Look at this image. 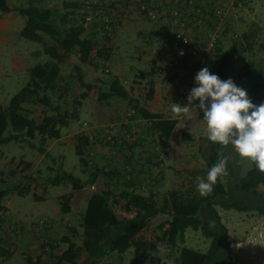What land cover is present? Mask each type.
I'll use <instances>...</instances> for the list:
<instances>
[{
	"label": "rangeland",
	"instance_id": "obj_1",
	"mask_svg": "<svg viewBox=\"0 0 264 264\" xmlns=\"http://www.w3.org/2000/svg\"><path fill=\"white\" fill-rule=\"evenodd\" d=\"M77 1L55 0L48 4V7L53 9L56 15L62 14L65 12L64 3L76 4ZM216 2L223 10L226 21L222 39L216 48L220 51L230 50L233 59H239L238 66L252 63L255 70H260L264 74V0H216ZM7 4L11 6L10 11L14 16H19L16 9L28 6H22L20 0H7ZM18 19L23 26V17L16 18L14 23L16 24ZM116 20L119 29L116 30V40L107 54L101 57L107 61V65L102 67L91 62L92 54L90 61L88 59L84 63L79 62L78 55H70L59 66L61 79L54 84V91L50 92L43 88L51 106L48 108L41 105L24 106L29 109V117L40 125L33 140L26 142L19 140L0 147L6 154L3 164H0L3 170V174L0 175V190L8 192L0 202L2 207L0 216L4 221L0 237L9 253L0 264H26V260L33 261L37 255L43 254L46 255L45 258L40 263L36 261V264H52L53 257L66 248V244L61 242L63 238L79 246L82 203L91 194L105 189L113 190L112 184L123 186L122 194L111 193L110 200L114 212L128 218L137 215L135 207H125L126 198L129 196L151 194L153 200L160 202L168 191L198 192L197 177L204 179L205 170L202 154L206 152L209 142L207 125L197 119L198 111H193L191 119L185 120L183 114L177 116L172 112V105L175 103L182 107L187 106V97L192 88L197 86L196 74L205 67L211 73L214 54L204 64L187 62L184 70L175 69L174 74L168 76L166 71L155 70L154 57L148 53L145 41L147 22L132 8L118 12ZM17 31L12 26L7 35L8 43L0 45V106H5L27 83L28 68L47 60L43 54L37 58L33 54L31 56L33 51L41 50L40 45L20 38ZM243 35L247 37L246 40L242 38ZM236 52L240 53L239 58ZM75 66L80 69L82 81L89 85V89L81 88L75 82L73 70ZM103 69H108V72L105 73ZM111 77L119 80L131 100H137L139 106L148 112L174 120L175 127L167 141H160L148 129L146 123L140 125L136 134L137 142L129 145V150L134 152V158L118 160L120 164L112 159L114 156L112 152L118 153L116 150L118 147L103 145L98 140L96 144L85 148L81 158L84 164L81 165L73 149L76 138L83 134L81 123L87 122L99 132L106 129L113 135H119L124 126L116 111L132 108L131 101L124 103L116 98L99 100V93L104 91L102 83ZM68 81L69 87L64 84ZM233 82L237 87L245 88L247 85L243 79ZM148 88L152 89L150 101L145 100ZM83 93L84 98H81ZM195 104L198 105L199 101ZM54 106L67 116V127L58 129L59 138L63 137L59 141L46 139L48 120L54 117L51 107ZM133 120L135 118L131 117L129 122ZM181 137H184V140ZM37 147L42 148L44 154L38 153ZM221 156L229 158L226 165L228 174L219 179L225 187H234L238 177L252 165L246 161L242 162L232 145L222 147ZM112 163H118L121 167L112 168ZM124 164L132 165L133 168L129 170L128 167L125 170ZM58 165H61L62 172L76 176L80 181L89 179L93 171L98 173L92 187L86 186L72 192L67 214L60 213L59 203L62 202V196L71 192V185L51 187L44 182L46 178L55 174ZM153 166L158 170L157 180L150 178V169ZM117 175L123 176V179H120L122 183L117 184L115 180ZM128 175L131 177L130 180H126ZM84 207L85 203L83 209ZM215 209L227 229L232 264H264L262 227L264 218L254 212L238 213L232 210L224 211L219 207ZM167 221L166 215H157L150 219L147 230L143 233L144 238L150 240L154 235H160L166 229ZM25 228L39 229L43 234L53 236L30 235L28 238L34 242L35 248L28 252L27 249H22V244L16 243V239L22 235ZM42 242L53 245L51 246L53 249L42 251L40 244ZM208 243L209 241L202 237L199 231L187 228L182 233L178 232L175 248L158 249L159 264H164L165 260L177 264L178 248L181 246L205 252ZM135 256L132 249H128L121 255L107 254L98 264H128ZM82 259L83 255L77 263Z\"/></svg>",
	"mask_w": 264,
	"mask_h": 264
},
{
	"label": "trees",
	"instance_id": "obj_2",
	"mask_svg": "<svg viewBox=\"0 0 264 264\" xmlns=\"http://www.w3.org/2000/svg\"><path fill=\"white\" fill-rule=\"evenodd\" d=\"M75 6V3H64L65 12L57 15L53 10L37 6L28 5L26 8L16 9L17 14L24 18L19 37L40 45L41 50L34 52L33 55L37 57L43 54L47 60L28 68L27 83L9 99L5 106H0V146L16 143L19 140L24 142L33 140L40 125L29 117V109L24 106L50 107L51 104L43 88H47L50 92L54 91V84L61 79L59 66L72 54L78 55L80 63L88 60L90 55L88 48L93 44L88 39L90 37L83 36L81 27L76 24L73 13ZM9 12L7 1L0 0V17ZM242 38L247 39L245 35ZM103 48L97 52L100 58L108 52V49ZM236 55L238 58L241 56L238 52ZM213 64L212 74L217 75L222 81L245 80L246 87L239 88L247 92L251 102H264V74L260 70H255L252 63L238 66L239 59H233L230 50L220 51L216 48ZM73 70L75 82L81 88L89 89V85H85L82 81L80 69L75 66ZM64 84L69 87V81ZM102 84L104 91L99 93V100L116 98L124 103L131 101L132 109L137 112L138 117L148 122V129L160 141L168 140L176 124L174 120L165 119L140 107L137 100L130 99L116 77H111ZM151 97L152 89L148 88L145 100L150 101ZM81 98H84V93ZM51 111L54 117L48 120L46 139L56 140L59 138L58 129L67 127V116L56 106L51 107ZM197 119L206 124L203 120V112L198 113ZM181 138L184 140V137ZM98 140L103 144L100 139ZM88 145L83 135L75 140L74 155L81 165L84 164L81 158ZM110 146L123 148L117 144ZM129 149L130 146L126 150ZM221 150L222 146L208 142L206 152L202 154L205 165L204 180L211 167L220 159ZM36 151L44 154V150L40 147H37ZM97 174L93 171L89 179L80 181L62 172L61 165H58L55 174L44 180L51 187L71 185V192L61 197L62 202L59 203L61 214L69 212L68 202L72 192L92 186ZM7 193L5 190H0V202ZM110 198L111 192L107 189L88 197L81 217V244L77 246L69 239L63 238L61 242L66 244V248L53 257L52 264H98L107 254L121 255L128 249H132L133 254L136 255L128 264H159L157 245L166 242L167 249L175 248L178 232L182 233L187 228L199 231L201 236L209 241L208 247L205 252L179 247L177 264H232L227 229L215 208L238 213L254 212L264 218V174L252 165L238 177L234 187H225L218 179L212 194L206 198L191 190L168 191L160 202L153 200L151 194L129 196L126 198L125 207H135L137 211V215L130 218L116 214ZM157 215L168 217L166 229L160 235H154L152 239L147 240L143 233L147 230L148 221ZM3 224V218L0 216V231ZM262 227L264 229V222ZM181 238L182 236L179 237L180 242ZM50 249L52 250L53 247ZM82 255L83 259L77 263ZM8 256L9 253L0 237V261ZM26 264H30V261L26 260Z\"/></svg>",
	"mask_w": 264,
	"mask_h": 264
},
{
	"label": "built area",
	"instance_id": "obj_3",
	"mask_svg": "<svg viewBox=\"0 0 264 264\" xmlns=\"http://www.w3.org/2000/svg\"><path fill=\"white\" fill-rule=\"evenodd\" d=\"M132 8L148 24L146 46L154 57L156 71L174 74V70H184L187 62L204 64L215 53L222 39L225 27L224 12L216 0H78L74 8V19L93 45H89V61L105 67L107 61L97 56V52L110 49L115 42L117 13ZM187 43H186V42ZM182 53V54H181ZM158 69V70H157ZM105 73L108 69H103ZM264 103V102H263ZM253 104H262L255 102ZM123 130L118 136L108 130H98L82 122L83 136L89 145L100 139L103 144L128 148L137 142L138 125L141 119L134 109L121 111ZM134 117L133 122H129ZM152 180L159 179L155 166L150 169ZM131 178V177H130ZM129 176L126 180H130ZM42 251L50 250L48 243L42 242Z\"/></svg>",
	"mask_w": 264,
	"mask_h": 264
},
{
	"label": "clouds",
	"instance_id": "obj_4",
	"mask_svg": "<svg viewBox=\"0 0 264 264\" xmlns=\"http://www.w3.org/2000/svg\"><path fill=\"white\" fill-rule=\"evenodd\" d=\"M195 84L197 86L187 97V106L173 103L172 112L190 120L193 111H202L208 140L224 148L232 145L242 162L246 161L264 174V103L254 105L247 92L237 87L232 79L222 81L207 67L196 74ZM228 161V157L221 156L208 171L206 180L197 177V191L201 197L210 196L218 179L228 174ZM157 247L166 250L167 243ZM164 264L173 262L165 260Z\"/></svg>",
	"mask_w": 264,
	"mask_h": 264
},
{
	"label": "crops",
	"instance_id": "obj_5",
	"mask_svg": "<svg viewBox=\"0 0 264 264\" xmlns=\"http://www.w3.org/2000/svg\"><path fill=\"white\" fill-rule=\"evenodd\" d=\"M7 1V0H6ZM52 1H55V0H20V2H21V5L23 6H26V5H30V6H37L38 4V6L37 7H40V8H45V9H49V10H53V9H50L49 7H48V4H51L52 3ZM47 5H46V4ZM7 6H8V8L11 10L12 8H11V6L10 5H8L7 4ZM50 6V5H49ZM52 8H53V5H52ZM18 17H20V16H14L13 15V13H12V11H10L9 13H7V14H5V15H3V16H1L0 17V45L1 44H3V43H8V38H7V35H8V33H9V31L11 30V28H12V26H14L15 28H16V30H18L17 31V33L19 34V32H20V30L22 29V25H21V21H20V19H18V22L15 24L14 23V21L16 20V18H18ZM20 29V30H19ZM117 31L119 30L118 29V27H117V29H116ZM116 40V39H115ZM0 48H1V46H0ZM1 50V49H0ZM36 51H39V49H37V50H35V51H33V53L34 52H36ZM33 53H31V56H32V54ZM37 57H39V55L37 56ZM36 57V58H37ZM37 65V64H36ZM121 106V105H120ZM121 111H123V110H120V111H116V113H118V118H120L121 119V123H122V118H121ZM119 123H120V121H119ZM118 123V124H119ZM144 123H146L147 125H148V123H147V121L146 120H143V119H141V122L138 124V125H136V127H138L139 125H142V124H144ZM117 124H115V126H116ZM118 131V130H117ZM114 133H117L116 131H114ZM63 137H60V138H58V139H56V140H54V141H59V140H61ZM54 144H50V146H53ZM2 146H4V145H2ZM1 147V146H0ZM116 150H118L119 152L117 153V152H115V151H113L112 152V154L114 155L113 157H112V159L116 162H119V164H120V161H118V160H122V159H132V158H134V155H133V153L134 152H132L133 150H124V149H122L121 150V148H116ZM4 151H7V150H4ZM121 156H122V158H121ZM5 158H6V154H4L3 153V151H2V148H0V164H3V162H4V160H5ZM119 164L117 163H112V168L113 167H115V168H119V167H121V166H119ZM124 168H125V170H127V168L129 167L130 169L129 170H131L133 167H132V165H130V166H127V165H125L124 164ZM127 166V167H126ZM2 169H1V167H0V175L1 174H3V170L1 171ZM79 172V170L77 171V173ZM76 177V176H75ZM123 177V176H122ZM121 177V175H117L116 176V182H117V184L118 183H122L121 182V180L120 179H123ZM141 181H146V180H141ZM93 186V185H92ZM92 186H90V187H92ZM83 189V188H82ZM112 189L113 190H109L112 194H116V195H119V194H122L121 192H122V190H123V186H115V185H113L112 184ZM135 191V190H134ZM139 191V190H138ZM138 191H135V192H138ZM138 195H141V194H138ZM90 196V195H89ZM88 196V197H89ZM88 197L84 200V202L82 203V207H81V211H80V213H81V217H82V215H83V212H84V209H83V204L84 203H86V201H87V199H88ZM85 208V207H84ZM45 234V233H44ZM43 234V231H41V230H39V229H28V228H25L24 230H23V233H22V235L21 236H19L17 239H16V243H17V245L18 244H22L21 245V247H22V249H27L28 250V252H32L33 250H34V248H35V245H34V242L31 240V239H29L28 237L30 236V235H36V237H39V236H48V237H52L53 235L51 234V235H49V234H45L44 235ZM47 238V237H46ZM63 251V250H62ZM61 251V252H62ZM60 252V253H61ZM60 253H58V255L60 254ZM45 254H43V255H41V256H39V255H37V257H36V259L35 260H33V261H30V264H36V261H39V263H40V261L41 260H43L44 258H45Z\"/></svg>",
	"mask_w": 264,
	"mask_h": 264
}]
</instances>
